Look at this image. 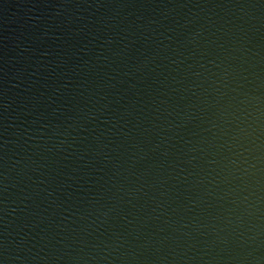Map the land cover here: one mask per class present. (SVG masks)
Here are the masks:
<instances>
[{
  "label": "water",
  "instance_id": "1",
  "mask_svg": "<svg viewBox=\"0 0 264 264\" xmlns=\"http://www.w3.org/2000/svg\"><path fill=\"white\" fill-rule=\"evenodd\" d=\"M0 264H264V0H0Z\"/></svg>",
  "mask_w": 264,
  "mask_h": 264
}]
</instances>
